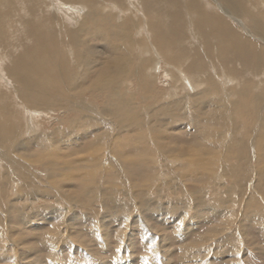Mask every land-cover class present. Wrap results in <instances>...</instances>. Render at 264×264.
<instances>
[{
	"label": "bare ground",
	"instance_id": "1",
	"mask_svg": "<svg viewBox=\"0 0 264 264\" xmlns=\"http://www.w3.org/2000/svg\"><path fill=\"white\" fill-rule=\"evenodd\" d=\"M41 208L113 210L116 264L239 262L264 232V0H0V260L35 264L7 235ZM60 227L52 257L77 249Z\"/></svg>",
	"mask_w": 264,
	"mask_h": 264
},
{
	"label": "rangeland",
	"instance_id": "2",
	"mask_svg": "<svg viewBox=\"0 0 264 264\" xmlns=\"http://www.w3.org/2000/svg\"><path fill=\"white\" fill-rule=\"evenodd\" d=\"M69 159H75V156H72ZM38 205L40 204L38 203ZM257 206L258 204L255 202L253 204V207L256 208ZM112 211L113 210H104V209L101 210L99 212L100 215L97 219H91L81 214L60 219L59 216L53 214L54 212L52 210L50 211L41 208L38 212L39 216L37 214L35 220L37 221V224L40 223L38 226L37 225L30 226V224L27 223V220H22L20 223L15 222L14 224L11 225L12 232L7 236L12 235L13 239L18 242L21 248H23L25 256H29L30 259L35 262V264H51V261H53V259H55L54 262L57 264H96V260H97L96 258L97 257L101 258L102 256H104L107 259H110V262L112 264H116L117 260H115L116 262H114V259L116 258L118 259L122 257L124 258L126 257V255L125 254L120 255L116 249V246L115 249L113 248L109 249L107 247L106 250H102L100 248L98 238H96L97 230L107 228L111 232H114L112 234V237L108 239V246L112 245V240H114V236H116L115 231H113L115 230V227L110 228L111 227L110 218L107 217L110 216ZM204 213L206 214V211L202 212V214ZM206 220L207 218L201 219V221H203L202 226H204V228H201L199 230V234H204V232L205 234L207 233V229L209 227L207 223H204V221ZM157 222L159 225H161L160 221ZM61 223H62V227L67 225L68 228L70 229L69 235L72 239H75L77 249H67L62 251V253L60 252L61 254L60 257L58 255L52 257V255H50L51 254L50 251H45L42 237H45L49 241H52L55 235L54 232L58 228V225ZM62 227H60V229ZM184 227L185 226H183L182 229ZM72 231H73V235H72ZM176 232H178V230H176L175 227V229H172L171 235L172 236L174 235L173 238L175 239V241L178 240V242L180 241L182 242V240L177 236ZM243 238L244 240L240 239V235L237 233L227 243V245L230 248L226 246V249L230 253H233L232 251H237L241 249V257L237 258L239 262H236L234 264H264V232L260 230L255 231L252 228L250 229V226H248L244 230ZM258 242L260 244H258ZM141 243H140L141 245H145V243H143L142 240ZM204 247L206 248L205 251L203 252V255L205 256L204 259H196V260L194 259L193 261H189L183 264H226L227 263L228 260L226 259L223 260L213 259L212 255L214 248L211 243H206ZM136 249L134 251L132 250L133 254L137 257L145 258L146 255H144L143 248L138 247V250ZM179 249L180 248H177V250ZM243 251H245V255H246L244 257L242 255ZM17 252L19 253V251ZM10 254L14 257L15 251L14 250L10 251ZM181 260H182L181 254L179 252H176L174 256L170 257L168 262L166 261V259H163L162 262L155 264H182L180 262ZM11 261L12 258H8L6 260H0V264H4L5 262H9L11 264ZM19 263H20V257L18 264ZM137 264H147V263L140 262ZM149 264H153V262Z\"/></svg>",
	"mask_w": 264,
	"mask_h": 264
}]
</instances>
